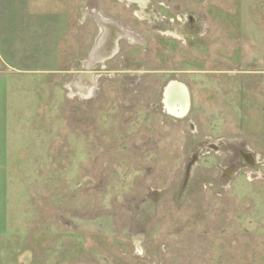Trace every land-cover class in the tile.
I'll return each instance as SVG.
<instances>
[{"label": "rangeland", "instance_id": "374dc122", "mask_svg": "<svg viewBox=\"0 0 264 264\" xmlns=\"http://www.w3.org/2000/svg\"><path fill=\"white\" fill-rule=\"evenodd\" d=\"M0 264H264V0H0Z\"/></svg>", "mask_w": 264, "mask_h": 264}, {"label": "bare ground", "instance_id": "6f19581e", "mask_svg": "<svg viewBox=\"0 0 264 264\" xmlns=\"http://www.w3.org/2000/svg\"><path fill=\"white\" fill-rule=\"evenodd\" d=\"M102 24H104V22H102ZM105 24L107 25V30H108V33L106 32L105 36L107 39H110V42L107 43L105 37L101 41H99V44L95 48V51L92 53V58H95L102 49H103V54H104V49L108 52L112 49L111 52L113 54V48L116 46L114 44L115 43L114 40L117 38V36H118V38L123 36V32L119 31V28L116 25H114L113 23L105 22ZM114 29H117L118 35L114 33ZM108 45H110V48ZM112 54L109 53L107 56H112ZM114 54H115V52H114ZM104 56H106V55H104ZM175 85H181V84L177 83V82H172L170 84L169 88H167L166 91L164 92L163 103H164V106H165L166 110L168 111V113L174 115L175 117L176 116L177 117H183V115L185 114V110H186L185 109L186 104H185V100L183 98V95L180 93L182 91H180L179 88L175 89ZM182 87L185 90H187L184 86H182ZM178 90L180 92H178ZM188 105H189V99H188Z\"/></svg>", "mask_w": 264, "mask_h": 264}, {"label": "water", "instance_id": "95a60500", "mask_svg": "<svg viewBox=\"0 0 264 264\" xmlns=\"http://www.w3.org/2000/svg\"><path fill=\"white\" fill-rule=\"evenodd\" d=\"M170 84H171V83H169V85L166 87V89L169 88ZM176 88H179L180 91L183 92V93H182V92H180V91L178 90V92H180V93L183 95V98H184V100H185V104H186L185 114H186V113H187V110H188V107H189V105H188V95H187V91H186L181 85H175V89H176ZM166 89H165V91H166ZM185 114H184V115H185ZM184 115H183V116H184Z\"/></svg>", "mask_w": 264, "mask_h": 264}, {"label": "flooded vegetation", "instance_id": "af4514ba", "mask_svg": "<svg viewBox=\"0 0 264 264\" xmlns=\"http://www.w3.org/2000/svg\"><path fill=\"white\" fill-rule=\"evenodd\" d=\"M102 22H103V21H102ZM105 22H106V21H105ZM102 27L105 29V33H106V32L108 33L107 25H106L105 23L102 25ZM114 33L118 35V31H117V29H114ZM104 37H105V39H106V42L109 43V42H110V39H107L105 35H104ZM117 38H118V36H117ZM117 38H116V39H117ZM111 44H112V43H111ZM108 46H109V48H110V45H108ZM117 48H118V47H117ZM106 53H108V51H106V50L104 49V55H106Z\"/></svg>", "mask_w": 264, "mask_h": 264}, {"label": "crops", "instance_id": "0c3cea01", "mask_svg": "<svg viewBox=\"0 0 264 264\" xmlns=\"http://www.w3.org/2000/svg\"><path fill=\"white\" fill-rule=\"evenodd\" d=\"M4 128H5V126H4ZM3 134H4V132H3ZM4 136H5V134H4Z\"/></svg>", "mask_w": 264, "mask_h": 264}]
</instances>
